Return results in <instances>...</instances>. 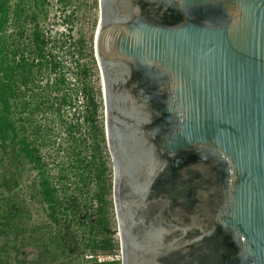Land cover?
<instances>
[{
    "label": "water",
    "instance_id": "1",
    "mask_svg": "<svg viewBox=\"0 0 264 264\" xmlns=\"http://www.w3.org/2000/svg\"><path fill=\"white\" fill-rule=\"evenodd\" d=\"M95 54L123 264H264V0H100Z\"/></svg>",
    "mask_w": 264,
    "mask_h": 264
},
{
    "label": "trees",
    "instance_id": "2",
    "mask_svg": "<svg viewBox=\"0 0 264 264\" xmlns=\"http://www.w3.org/2000/svg\"><path fill=\"white\" fill-rule=\"evenodd\" d=\"M44 13L40 0H0V264H75L61 261L72 245L90 246L94 241L87 239L86 232L95 228L109 231L106 221L114 185L99 151L103 129L93 131L99 157L94 153L89 157L86 141L74 133V126L70 125L64 142H54L34 120L38 113L59 117L62 108L71 104L70 97L61 93L66 79L60 72L59 42L46 35L40 24ZM46 77V87H38ZM89 100L88 121L95 122L98 106L92 97ZM55 144L60 159L54 171L43 149ZM20 153L37 172L47 206L48 226L36 236L28 233L21 212L14 207ZM94 203L95 222L89 217ZM100 247L112 251L118 243L105 237ZM31 248L36 249L34 260L22 258V251Z\"/></svg>",
    "mask_w": 264,
    "mask_h": 264
},
{
    "label": "rangeland",
    "instance_id": "3",
    "mask_svg": "<svg viewBox=\"0 0 264 264\" xmlns=\"http://www.w3.org/2000/svg\"><path fill=\"white\" fill-rule=\"evenodd\" d=\"M44 3V15L40 24L46 35L59 42L58 56L62 62L61 73L66 79V84L61 88V93L71 99L70 106L62 108L59 117H54L47 112L38 113L34 120L39 123L44 132L52 135L54 142H64L67 138L70 125L75 127L77 135H81L86 141V154L91 157L93 153L99 157L93 143L94 128L103 129L104 142L100 145L102 157L107 162V177L114 185L115 168L109 148L106 130L107 110L104 96L103 79L95 54V36L100 19V0H40ZM14 4V3H13ZM82 42L80 45L79 42ZM56 46V45H55ZM52 77H55L52 75ZM46 78L37 83L45 88ZM40 89V88H38ZM93 98L98 106L95 122L88 121L90 115V100ZM27 117V116H25ZM47 134V133H46ZM94 148V149H93ZM58 146L51 145L43 149L45 157L50 161V168L54 171L60 156L57 155ZM16 171L19 175V187L13 192L14 207L21 212L23 223L34 236L41 229L48 226L47 206L39 188V176L33 166L20 153L16 160ZM95 185L92 186V190ZM109 199L113 205L107 212V223L109 231L101 232L95 228L91 233L86 232L87 239L94 243L90 246L72 245L68 254L61 261L70 260L75 264H108L110 262H121L123 255L121 248L120 228L114 201V187H112ZM90 210L89 217L96 221L95 208ZM36 232V233H35ZM105 237L118 243L112 251L100 247ZM97 245V246H96ZM36 249H24L22 258L33 261Z\"/></svg>",
    "mask_w": 264,
    "mask_h": 264
},
{
    "label": "flooded vegetation",
    "instance_id": "4",
    "mask_svg": "<svg viewBox=\"0 0 264 264\" xmlns=\"http://www.w3.org/2000/svg\"><path fill=\"white\" fill-rule=\"evenodd\" d=\"M125 144L126 146H123L122 156L120 157L121 165L127 181H129L130 190H138L140 184H142V177L139 178V176L144 174L143 167L141 166L142 160L139 158L138 148L131 141L129 143L125 142ZM141 232H144V227H141Z\"/></svg>",
    "mask_w": 264,
    "mask_h": 264
}]
</instances>
